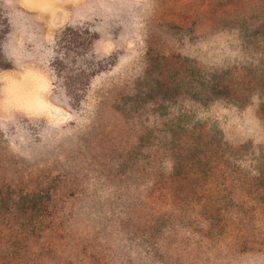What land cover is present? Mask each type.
<instances>
[{
    "label": "rangeland",
    "instance_id": "obj_1",
    "mask_svg": "<svg viewBox=\"0 0 264 264\" xmlns=\"http://www.w3.org/2000/svg\"><path fill=\"white\" fill-rule=\"evenodd\" d=\"M0 264H264V0H0Z\"/></svg>",
    "mask_w": 264,
    "mask_h": 264
}]
</instances>
